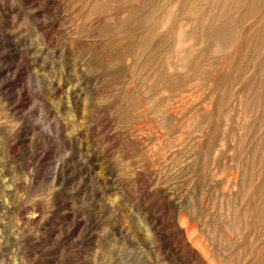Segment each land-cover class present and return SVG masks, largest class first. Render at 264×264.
<instances>
[{
	"label": "rangeland",
	"instance_id": "rangeland-1",
	"mask_svg": "<svg viewBox=\"0 0 264 264\" xmlns=\"http://www.w3.org/2000/svg\"><path fill=\"white\" fill-rule=\"evenodd\" d=\"M0 264H264V0H0Z\"/></svg>",
	"mask_w": 264,
	"mask_h": 264
}]
</instances>
